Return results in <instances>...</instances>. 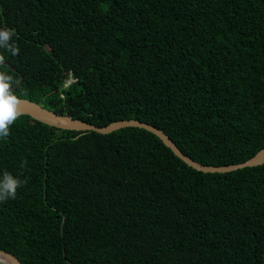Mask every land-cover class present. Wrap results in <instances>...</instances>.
Here are the masks:
<instances>
[{
	"label": "trees",
	"instance_id": "1",
	"mask_svg": "<svg viewBox=\"0 0 264 264\" xmlns=\"http://www.w3.org/2000/svg\"><path fill=\"white\" fill-rule=\"evenodd\" d=\"M3 27L18 97L147 122L202 164L264 147V0H0ZM5 170L26 183L0 202V250L22 264H264V163L202 172L144 128L21 114Z\"/></svg>",
	"mask_w": 264,
	"mask_h": 264
},
{
	"label": "water",
	"instance_id": "2",
	"mask_svg": "<svg viewBox=\"0 0 264 264\" xmlns=\"http://www.w3.org/2000/svg\"><path fill=\"white\" fill-rule=\"evenodd\" d=\"M22 82V77L19 78L18 82L13 86V89L20 85ZM18 97V96H17ZM20 100V111L22 114H26L34 119L40 120L49 125L63 128V129H74L77 131H87L92 130L99 133H109L119 128L134 126L139 128H144L147 131L153 133L157 136L167 147L171 149V151L183 160L190 167L202 171V172H227L231 170H235L238 168H243L246 166H254L258 164L264 163V147L261 148L258 152H256L249 159L238 162L231 163L225 165H210V164H202L195 160H193L188 155L184 154L177 145L172 141V139L160 128L151 125L147 122H143L136 119H120L109 122L106 125L98 126L82 119L73 118L71 116L65 114H58L53 110L47 109L39 103L31 101L27 98L18 97ZM0 253L7 255L14 264H22L21 261L11 252L0 250Z\"/></svg>",
	"mask_w": 264,
	"mask_h": 264
},
{
	"label": "clouds",
	"instance_id": "3",
	"mask_svg": "<svg viewBox=\"0 0 264 264\" xmlns=\"http://www.w3.org/2000/svg\"><path fill=\"white\" fill-rule=\"evenodd\" d=\"M15 33L8 27L0 28V49L9 53L11 56L19 54V48L13 36ZM6 64V56L0 53V66ZM12 75L6 71H0V139H7L10 135L11 126L22 114L19 108L20 100L14 94ZM26 166V161L21 162V167ZM26 181L14 177L8 171H4L0 176V202L9 199H16L18 188L22 187Z\"/></svg>",
	"mask_w": 264,
	"mask_h": 264
},
{
	"label": "bare ground",
	"instance_id": "4",
	"mask_svg": "<svg viewBox=\"0 0 264 264\" xmlns=\"http://www.w3.org/2000/svg\"><path fill=\"white\" fill-rule=\"evenodd\" d=\"M0 264H14V263L7 255L0 253Z\"/></svg>",
	"mask_w": 264,
	"mask_h": 264
},
{
	"label": "built area",
	"instance_id": "5",
	"mask_svg": "<svg viewBox=\"0 0 264 264\" xmlns=\"http://www.w3.org/2000/svg\"><path fill=\"white\" fill-rule=\"evenodd\" d=\"M66 85V84H65Z\"/></svg>",
	"mask_w": 264,
	"mask_h": 264
}]
</instances>
